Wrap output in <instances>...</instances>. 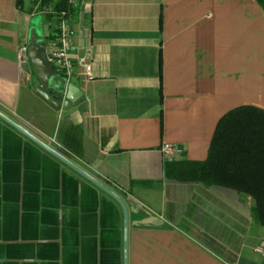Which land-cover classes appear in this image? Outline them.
Returning <instances> with one entry per match:
<instances>
[{"label": "crops", "instance_id": "0c3cea01", "mask_svg": "<svg viewBox=\"0 0 264 264\" xmlns=\"http://www.w3.org/2000/svg\"><path fill=\"white\" fill-rule=\"evenodd\" d=\"M39 3L0 0V111L124 198L128 251L120 204L0 117V264H264L252 199L169 178L163 151L204 160L225 113L264 108L258 1L80 0L73 53L92 75L76 69L66 107L23 59L31 32L52 42Z\"/></svg>", "mask_w": 264, "mask_h": 264}, {"label": "trees", "instance_id": "16d2710c", "mask_svg": "<svg viewBox=\"0 0 264 264\" xmlns=\"http://www.w3.org/2000/svg\"><path fill=\"white\" fill-rule=\"evenodd\" d=\"M41 6L68 10L73 15L78 4L68 0H38ZM264 9V0H257ZM47 40L58 37L57 14L46 15ZM169 178L202 182L236 190L249 196L256 222L264 226V108L240 105L230 109L219 120L204 160H168Z\"/></svg>", "mask_w": 264, "mask_h": 264}, {"label": "water", "instance_id": "95a60500", "mask_svg": "<svg viewBox=\"0 0 264 264\" xmlns=\"http://www.w3.org/2000/svg\"><path fill=\"white\" fill-rule=\"evenodd\" d=\"M28 56L33 65L34 71L37 75L38 81L36 83L37 91L45 97L47 100L51 101L56 107H61L59 103V98L64 96L66 103L64 107L68 106L71 102H75L80 97L78 92L80 89L70 82L68 78L61 76L54 66L48 61L47 58V45L40 34L33 31L30 34L28 40ZM0 117L20 131L25 136L32 139L42 148L50 152L52 155L60 159L66 165L74 169L84 178L91 181L97 187L112 196L122 207L124 213V227H125V252L127 255L128 249V237H129V208L124 200V198L116 192L113 188L105 184L103 181L89 173L87 170L82 168L80 165L72 161L68 156L60 152L59 150L52 147L50 144L42 140L40 137L33 134L23 125L17 123L15 120L10 118L8 115L0 111ZM142 212V211H140Z\"/></svg>", "mask_w": 264, "mask_h": 264}, {"label": "built area", "instance_id": "2783aa9c", "mask_svg": "<svg viewBox=\"0 0 264 264\" xmlns=\"http://www.w3.org/2000/svg\"><path fill=\"white\" fill-rule=\"evenodd\" d=\"M71 4H78L77 0H68ZM40 2V1H39ZM39 10L43 14H57L59 21L57 23L58 37L47 46L48 61L54 66L57 72H61L68 80L73 77L76 69H80L86 76L92 75L93 58L90 53L84 55H75L73 53L72 38L75 34V29L72 25V15L68 10H55L50 5L41 6ZM23 59L28 57V46L22 47ZM163 151L170 160L174 158L176 153L182 152V148L167 143L163 147ZM256 252L264 257V240L256 246Z\"/></svg>", "mask_w": 264, "mask_h": 264}]
</instances>
